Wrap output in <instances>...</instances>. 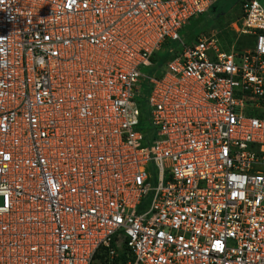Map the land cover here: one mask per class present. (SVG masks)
Listing matches in <instances>:
<instances>
[{
	"label": "built area",
	"instance_id": "1",
	"mask_svg": "<svg viewBox=\"0 0 264 264\" xmlns=\"http://www.w3.org/2000/svg\"><path fill=\"white\" fill-rule=\"evenodd\" d=\"M215 2L0 0V264H264V4L187 44Z\"/></svg>",
	"mask_w": 264,
	"mask_h": 264
},
{
	"label": "rangeland",
	"instance_id": "2",
	"mask_svg": "<svg viewBox=\"0 0 264 264\" xmlns=\"http://www.w3.org/2000/svg\"><path fill=\"white\" fill-rule=\"evenodd\" d=\"M264 4V0H262ZM219 8L220 14L216 17L211 15L210 13L193 19L190 24H188V29H193L196 27L195 32H200L201 29L204 27L206 21L208 19V27L204 30L206 33L205 35L211 36L213 39L217 40V43L221 47L223 51L230 52L231 50H235L237 52L251 50L255 47V38L248 35H243L239 31L242 29L243 26V14H242V4L243 0H216L215 2ZM214 3V4H215ZM218 17V18H217ZM204 21V23H203ZM195 25V26H194ZM193 26V28H192ZM186 27V28H187ZM239 30V31H238ZM203 33V32H202ZM182 35V33H181ZM183 36L184 41L189 44V39L184 34ZM204 36V35H203ZM182 47L179 43H170L164 46L162 51H159L154 59V64L152 68H143L141 71L143 74L147 76H153L154 71L157 69L158 66H162L168 60L172 58L176 52H181ZM143 85V92L140 94V97L137 100L146 101L149 93H150V86L148 83H144ZM145 114L141 117V128L140 130L144 131L146 129H150V125ZM100 264V263H98Z\"/></svg>",
	"mask_w": 264,
	"mask_h": 264
},
{
	"label": "trees",
	"instance_id": "3",
	"mask_svg": "<svg viewBox=\"0 0 264 264\" xmlns=\"http://www.w3.org/2000/svg\"><path fill=\"white\" fill-rule=\"evenodd\" d=\"M211 14V15H213V16H217L218 14H220L221 13V11L219 12V8H218V6H217V4L215 3V4H213L212 6H211V8H210V10L206 13V14H204V15H202V16H205V15H207V14ZM202 16H200V17H202ZM199 17V18H200ZM198 18V19H199ZM218 18V17H217ZM204 21H206V23H205V25H204V27L201 29V31L202 32H204V30L208 27V19L207 20H204ZM204 21H203V23H204ZM195 26V25H194ZM192 28H193V26H192ZM187 29H188V27L187 28H185L183 31H182V36H185L184 34H186V36L188 37V39H189V43H194L197 39H198V37H199V35H200V32H195V29H196V27L195 28H193L192 30L191 29H189V31H187ZM201 32V33H202ZM155 59V58H154ZM154 59H153V61H154ZM161 66V65H160ZM139 102V106H140V109H141V112H142V114H145V115H147V113H148V108H147V100L145 101H141V100H139L138 101ZM262 117H264V114L262 115ZM104 258H105V256H100L99 257V259L101 260V262H103V264H107V262L104 260Z\"/></svg>",
	"mask_w": 264,
	"mask_h": 264
},
{
	"label": "crops",
	"instance_id": "4",
	"mask_svg": "<svg viewBox=\"0 0 264 264\" xmlns=\"http://www.w3.org/2000/svg\"><path fill=\"white\" fill-rule=\"evenodd\" d=\"M203 33H205V32H203ZM202 34V33H201ZM200 36V35H199Z\"/></svg>",
	"mask_w": 264,
	"mask_h": 264
}]
</instances>
